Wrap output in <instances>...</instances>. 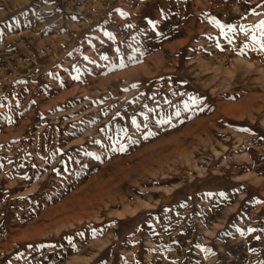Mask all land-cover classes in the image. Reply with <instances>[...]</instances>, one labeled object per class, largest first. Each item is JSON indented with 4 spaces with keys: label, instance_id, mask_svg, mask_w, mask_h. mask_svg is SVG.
I'll use <instances>...</instances> for the list:
<instances>
[{
    "label": "rangeland",
    "instance_id": "374dc122",
    "mask_svg": "<svg viewBox=\"0 0 264 264\" xmlns=\"http://www.w3.org/2000/svg\"><path fill=\"white\" fill-rule=\"evenodd\" d=\"M261 21L0 0V264H264Z\"/></svg>",
    "mask_w": 264,
    "mask_h": 264
},
{
    "label": "snow or ice",
    "instance_id": "6c2138e0",
    "mask_svg": "<svg viewBox=\"0 0 264 264\" xmlns=\"http://www.w3.org/2000/svg\"><path fill=\"white\" fill-rule=\"evenodd\" d=\"M149 23L152 24L153 27H155V23L154 22L149 21ZM218 26L221 27V29L223 30V27H224L223 25H218ZM256 27H258L260 29H264V21H261L260 24L258 26H256ZM231 30L235 31V28L233 27V28H231ZM241 30H244L243 26H241ZM262 35H264V32H262ZM253 39L255 40L256 37L253 36ZM261 48H264V44H261ZM104 59H107V57H104ZM177 115H179V113H177ZM133 123H135V120L133 121ZM221 195H223V194H221Z\"/></svg>",
    "mask_w": 264,
    "mask_h": 264
},
{
    "label": "bare ground",
    "instance_id": "6f19581e",
    "mask_svg": "<svg viewBox=\"0 0 264 264\" xmlns=\"http://www.w3.org/2000/svg\"><path fill=\"white\" fill-rule=\"evenodd\" d=\"M188 39V38H187ZM166 59V58H165ZM169 64V63H168ZM166 65V64H165ZM206 65V64H205ZM170 66V65H169ZM198 66V65H197ZM142 67V66H141ZM209 67V66H208ZM135 69V68H134ZM158 70V69H157ZM205 73V72H204ZM195 74V73H194ZM175 87V86H174ZM216 116H218V115H216ZM171 136V135H170ZM166 137V136H165ZM238 159V158H237ZM169 174V173H168ZM125 191V190H124ZM152 191V190H151ZM167 191V190H166ZM167 193V192H166ZM113 196V195H112ZM119 196V195H118ZM123 200V199H122ZM166 200H168V199H166ZM98 201V200H97ZM116 201V200H115ZM118 201V200H117ZM125 201V200H124ZM101 202V201H100ZM98 203V202H97ZM125 203V202H124ZM107 205H109V204H107ZM112 205V204H111ZM117 205V204H116ZM124 205V204H123ZM107 207V206H106ZM113 209V208H112ZM112 209H110V210H112ZM91 213V212H90ZM136 213V212H135ZM86 214H88V213H86ZM124 214V213H123ZM91 215V214H90ZM94 215V214H93ZM111 216V215H110ZM120 216V215H119ZM84 217V216H83ZM92 217V216H91ZM97 217V216H96ZM121 217H124V216H121ZM87 218V217H86ZM89 218V217H88ZM107 219V218H106ZM93 220H94V218H93ZM200 226V225H199Z\"/></svg>",
    "mask_w": 264,
    "mask_h": 264
}]
</instances>
